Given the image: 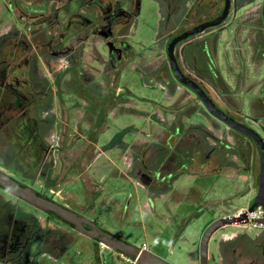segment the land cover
I'll list each match as a JSON object with an SVG mask.
<instances>
[{
	"label": "flooded vegetation",
	"instance_id": "flooded-vegetation-1",
	"mask_svg": "<svg viewBox=\"0 0 264 264\" xmlns=\"http://www.w3.org/2000/svg\"><path fill=\"white\" fill-rule=\"evenodd\" d=\"M0 1L2 20L5 22L0 28V171L34 193L88 220L82 222L85 229L93 230L97 226L108 230L98 219L91 217L86 209L61 202L64 198L61 186L72 179L76 158L72 157L69 164L64 163L68 156L66 152L73 145L69 148L66 145L71 141L67 143L62 139L53 141L50 130L54 123L63 122L68 108L63 95L67 94L77 100L73 107L84 108L86 119L91 124L87 127L91 128L89 133L95 132L97 128L100 129L97 132H103L108 109L121 99L120 92L116 93L114 87L105 84L108 73L112 71L116 77L118 69L124 67V62L134 61L142 54L136 52L129 40L131 28L140 14L142 0ZM156 1L160 8V26L154 44L162 48L165 62L160 59L153 72L164 79L163 87L170 97L175 95L176 87L183 89L184 93H193L199 107L196 109L193 103L190 108L209 121L206 125L200 121L183 123L179 119L173 131L165 132L162 142L152 139L131 144L130 148L136 146L138 153L129 156V162L123 160L127 164V173L147 192L161 196L172 191L173 182L182 172L199 170L201 174H209L230 169L238 173L248 169L249 144L252 143L255 148L256 145L253 140L211 114L198 95L180 83L169 67L167 44L184 31L216 18L224 8V0ZM233 2L230 0L227 17L232 11ZM254 9L256 23L261 29L259 35L263 39L261 45H264V0H260ZM217 26L207 27L178 41L173 53L184 75L201 86L219 108L249 125L245 118L229 112L210 84L218 77L209 48V42L217 35L209 33ZM158 53H155L157 58ZM89 55L90 62L96 61L100 65L101 79H92L91 76L85 78L83 60L85 57L88 59ZM261 55L264 56V50ZM53 63L59 66L54 67ZM133 68L137 69L135 66ZM70 79L72 83L63 91L61 83ZM54 103L59 115L52 111ZM221 124L226 128H222ZM253 169H248L249 174H255L256 177V189L252 197L258 191L259 157L258 168ZM0 189L5 192H0L1 263L109 264L104 253L99 255V248L101 252L111 248L50 211L41 210L32 204L33 209L29 211L20 209L18 202L16 205L13 202L15 199L26 200L2 187ZM203 212L199 206L195 214L200 216ZM235 236L233 239H238L239 235ZM261 247L264 255V246ZM233 251L236 252L235 249ZM219 254L221 259L225 258V244L220 243ZM229 261L226 260L228 264H247L243 258ZM248 264L257 263L251 260Z\"/></svg>",
	"mask_w": 264,
	"mask_h": 264
},
{
	"label": "rangeland",
	"instance_id": "rangeland-1",
	"mask_svg": "<svg viewBox=\"0 0 264 264\" xmlns=\"http://www.w3.org/2000/svg\"><path fill=\"white\" fill-rule=\"evenodd\" d=\"M259 1L234 0L230 15L209 33H217L209 42V48L218 72V77L210 84L229 112L245 118L249 126L264 137V56L261 55L264 45H261L263 39L259 35L261 29L256 23L254 9ZM159 9L156 0H142L140 14L129 35L136 52L142 53L141 57L124 62L116 77L114 72L108 73L105 84L114 87L116 93L120 92L121 99L108 109L103 132H97L100 130L97 128L90 134L91 128L87 127L91 124L86 119L84 108L73 107L77 101L75 97L64 94L68 103L67 113L63 122L52 125L50 138L58 142L61 139L67 143L71 141L66 145L69 148L73 145V148L66 152L65 164H69L72 157L76 158L72 179L61 186L64 194L62 203L86 209L109 231L138 246L144 243L145 248L166 261L199 264V244L207 223L247 207L254 195L256 177L249 174L248 169L258 168V154L254 145L248 142V169L238 173L230 169L209 174H201L199 170L196 173L182 172L173 182L172 191L161 196L147 192L127 173V164L123 160L129 162V156L138 153L136 146L130 148L131 144L152 139L162 142L165 132L173 131L179 119L183 123L200 121L207 125L209 122L190 108L193 103L196 109L199 107L193 93H184L183 89L176 87L175 95L170 97L163 87L164 79L153 72L160 59L165 62L162 48L154 44L159 34ZM2 18L0 1V28L5 24ZM148 47L151 49L148 50ZM87 58L83 60L85 78L101 79L100 65L96 61L90 62V55ZM56 64L54 67L59 66ZM47 79L51 81L49 75ZM71 83V79L64 80L61 83L63 91ZM52 111L59 115L56 103ZM127 128L121 141L108 147ZM126 149L129 151L124 152ZM0 192L3 190L0 189ZM16 202L22 210L33 209L27 201L15 199L13 204L16 205ZM199 206L204 212L196 216ZM261 231L263 228L247 224L219 228L209 240L208 264H228L227 259L238 261L242 258L247 264L251 260L264 264L263 248L256 245L262 240L255 239ZM245 233L251 240L245 236L232 241L235 235ZM220 243L225 244L223 259L219 256ZM99 250V255L104 253L109 264H136L111 249L105 251L103 248L105 252Z\"/></svg>",
	"mask_w": 264,
	"mask_h": 264
},
{
	"label": "water",
	"instance_id": "water-1",
	"mask_svg": "<svg viewBox=\"0 0 264 264\" xmlns=\"http://www.w3.org/2000/svg\"><path fill=\"white\" fill-rule=\"evenodd\" d=\"M230 9V0H224V8L222 12L214 19L205 21L201 24H198L180 35L173 38L167 44V57L169 62V67L172 70L176 79L192 89L198 97L204 103L206 109L226 123L228 126L238 131L239 133L247 136L251 140L254 141L258 157H259V177H258V191L254 197L250 199L248 202V206L245 211L226 215L222 217H218L212 220L206 227L204 233L201 236L200 244H199V264H208V244L209 240L212 237L213 233L217 231L219 228L224 227L226 225H243L250 222L248 214L253 212L258 207H261L264 210V138L263 136L254 128L249 125L238 121L225 110L219 108L213 100L208 96L207 92L199 86L196 82L192 81L188 76L184 75L181 71L176 57L173 53V47L175 44L190 35L199 33L206 29L207 27L217 26L224 22L226 19ZM127 129L122 130L109 144L108 146H112L117 141H119ZM0 187L8 190L14 195L26 200L33 206L44 210L50 211L61 219L73 224L79 230L85 232V234L91 238L96 239L99 243L105 245L106 247L111 248L114 251L119 252L120 254L126 256L129 259H133L136 264H171L166 260L162 259L158 255L154 254L148 249L142 248L141 246L134 245L130 242L123 240L122 238L114 235L108 230L101 229L97 226L94 227L93 230H87L83 227L82 222H89L85 220L80 215L74 213L73 211L63 207L62 205L50 201L33 191H31L26 186L21 185L13 178L9 177L7 174H4L0 171ZM254 222L260 223L264 225V212L262 216L259 218L253 219Z\"/></svg>",
	"mask_w": 264,
	"mask_h": 264
},
{
	"label": "built area",
	"instance_id": "built-area-1",
	"mask_svg": "<svg viewBox=\"0 0 264 264\" xmlns=\"http://www.w3.org/2000/svg\"><path fill=\"white\" fill-rule=\"evenodd\" d=\"M264 210L261 208V207H258L256 210H254L253 212H250L248 214V217L252 220H250L249 223H247V225L249 226H253V227H261V228H264V225L263 224H260V223H256L253 221V219L255 218H259L260 216H262ZM142 248H145V244L142 245Z\"/></svg>",
	"mask_w": 264,
	"mask_h": 264
},
{
	"label": "trees",
	"instance_id": "trees-1",
	"mask_svg": "<svg viewBox=\"0 0 264 264\" xmlns=\"http://www.w3.org/2000/svg\"><path fill=\"white\" fill-rule=\"evenodd\" d=\"M245 236H248V235L245 233V234H243V235H240V236L237 237V238L239 239V238H242V237H245ZM248 238H249V240H251V237L248 236ZM238 239L235 238V239H233V240H235V242H236V240H238ZM255 239H258V240L260 239V240H262L261 243H260V242H257L256 245L264 246V231L261 232L260 235H258ZM233 240H232V241H233ZM249 240H245V242H248ZM256 241H257V240H256ZM256 241H255V242H256ZM251 242H252V241H251ZM131 260H133V259H131Z\"/></svg>",
	"mask_w": 264,
	"mask_h": 264
}]
</instances>
